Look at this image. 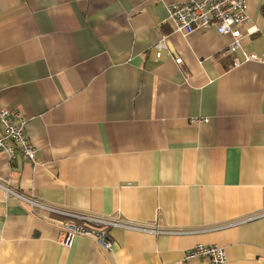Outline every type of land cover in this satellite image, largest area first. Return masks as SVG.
Returning <instances> with one entry per match:
<instances>
[{
	"label": "crops",
	"instance_id": "1",
	"mask_svg": "<svg viewBox=\"0 0 264 264\" xmlns=\"http://www.w3.org/2000/svg\"><path fill=\"white\" fill-rule=\"evenodd\" d=\"M172 1L0 0V110L27 119L37 162L0 152V180L66 210L207 231L112 228V251L84 235L66 247L62 219L0 189V264H206L184 261L199 244L264 264V216L213 230L264 212V63L234 65L264 55V0H248L231 54L215 27L175 33Z\"/></svg>",
	"mask_w": 264,
	"mask_h": 264
},
{
	"label": "built area",
	"instance_id": "2",
	"mask_svg": "<svg viewBox=\"0 0 264 264\" xmlns=\"http://www.w3.org/2000/svg\"><path fill=\"white\" fill-rule=\"evenodd\" d=\"M167 10L168 20L172 22L174 32L183 37L212 27H215L219 35L231 36L233 40L228 48V54L235 53L241 48L242 28L251 23L248 0H173ZM258 31L257 28H252L248 30V33L255 34ZM156 50L157 59L162 57L164 51H169L166 38L160 40ZM244 62L264 63V55L244 53V61L235 59L234 65L240 66ZM175 63L180 69L185 70L182 58H176ZM26 123L27 119L21 113L8 109L0 110V152L6 153L11 162L22 158L36 166V149L25 134ZM0 189L6 198L14 197L20 200L38 216L47 215L62 219L60 241L66 247L71 245L73 238L77 235H84L94 238L105 250L112 251L114 243L109 235V230L112 228L156 236L188 235L207 231V229H167L159 225L138 224L121 218H106L50 206L32 194H25L14 189L7 180H0ZM262 216L264 212L233 220L213 230L238 226ZM184 261L225 264L227 254L223 247L199 244L186 251Z\"/></svg>",
	"mask_w": 264,
	"mask_h": 264
}]
</instances>
